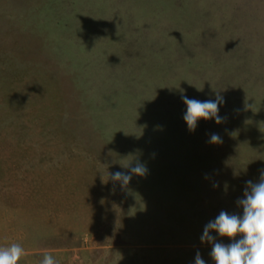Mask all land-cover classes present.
Wrapping results in <instances>:
<instances>
[{
	"label": "rangeland",
	"instance_id": "374dc122",
	"mask_svg": "<svg viewBox=\"0 0 264 264\" xmlns=\"http://www.w3.org/2000/svg\"><path fill=\"white\" fill-rule=\"evenodd\" d=\"M217 94L222 123L190 132L182 96ZM262 173L264 0H0V247L20 264L83 245L67 261L193 264L122 233L191 202L204 220Z\"/></svg>",
	"mask_w": 264,
	"mask_h": 264
},
{
	"label": "clouds",
	"instance_id": "9594fccd",
	"mask_svg": "<svg viewBox=\"0 0 264 264\" xmlns=\"http://www.w3.org/2000/svg\"><path fill=\"white\" fill-rule=\"evenodd\" d=\"M182 100L186 105L183 119L190 132L195 131L200 120H215L217 124L222 123L219 105L224 101L219 94L215 100L200 101L189 99L187 96H182ZM210 142L222 143V140L214 133ZM122 167L129 171L110 174L111 179L121 182L122 186H126L133 175L144 176L147 172L146 166L139 160ZM238 204L243 209L242 216L221 211L205 226L201 241L212 245L210 255L215 264H264V173L261 174L259 182H247L244 197L238 201ZM211 232H216L220 237H226L232 242L229 244L217 242L216 238L210 235ZM237 237L242 238L237 239ZM24 256L25 249L19 243L0 247V264H20ZM40 264H58V262L52 254L45 253ZM195 264H205L199 253L196 255Z\"/></svg>",
	"mask_w": 264,
	"mask_h": 264
},
{
	"label": "trees",
	"instance_id": "16d2710c",
	"mask_svg": "<svg viewBox=\"0 0 264 264\" xmlns=\"http://www.w3.org/2000/svg\"><path fill=\"white\" fill-rule=\"evenodd\" d=\"M259 182V178L257 179ZM222 182V181H221ZM255 183V182H254ZM221 185V183H220ZM246 184H243L244 188L241 189V192H239L238 196H235L231 194L229 195L230 199L227 200L226 202H218L215 206L214 209L216 208L215 213H212V215L208 211L205 210L206 215L204 220L197 216L199 212H202V210H199V206L195 204V202H191L187 205H184L183 211L180 209L179 217H175L177 214H174L173 217H168V216H160L158 221H162L160 225L155 226L156 222H152L153 224L151 225H145L144 220L136 221L135 220V225H133L130 229H126L122 235H123V243H139L141 241H145L148 243H154V245L157 244H163L165 245L164 248L168 249L167 251L171 252H186L187 259L190 261V259H195L196 256H189L190 252H195L199 253L201 258L206 262L205 264H215L214 260L212 259L210 253L212 250V245L208 242H202L201 237L203 235V231L205 226L210 222L213 221L221 211H226L229 214H238L242 216L243 214V209L242 207L238 204V197L243 198L244 196V191L247 187ZM163 186V185H161ZM164 187V186H163ZM219 188H217L218 192ZM215 196V195H214ZM217 202V201H216ZM189 207V208H188ZM160 210L162 211L161 214L164 212L163 206L159 207ZM188 208V209H187ZM207 208L210 210L212 206H207ZM213 209V210H214ZM213 210L211 212H213ZM167 211V209H166ZM175 217V219H173ZM133 218V217H131ZM129 218V220H131ZM165 219V220H164ZM173 219V222L171 223L170 220ZM159 222V223H160ZM210 235L216 238L217 242L224 243V244H229L232 241H230L226 237H220L216 232H211ZM242 237H237V239H240ZM171 244L173 247L180 246L178 248H171ZM188 245H191L190 247ZM173 250H169V249ZM210 248V249H209ZM178 249V250H177ZM134 249L130 248L126 250V252H132ZM125 252V251H123ZM131 257H135L134 255H129ZM149 256V255H147ZM128 257V263L126 264H144L148 263L147 259H140L137 260V258H131ZM166 260L165 264H174L175 258L171 259L172 256ZM212 259V260H210ZM141 260V262H139ZM149 264V263H148ZM195 264V263H193Z\"/></svg>",
	"mask_w": 264,
	"mask_h": 264
},
{
	"label": "crops",
	"instance_id": "0c3cea01",
	"mask_svg": "<svg viewBox=\"0 0 264 264\" xmlns=\"http://www.w3.org/2000/svg\"><path fill=\"white\" fill-rule=\"evenodd\" d=\"M133 225H130V227L128 228V229H130L131 227H132ZM86 243V242H85ZM125 244V243H124ZM127 245H122V248L121 249H119V250H122V251H125V250H127V249H130V247H134V246H136V244L135 243H126ZM86 246V245H85ZM85 247H84V245L80 248V247H77V248H74V247H70V248H62V249H58L57 251L56 250H53L52 252H53V254H55V253H57L58 251H62V254L61 255H59L60 256V262L59 261H57L58 262V264H72V263H70L69 261H67L68 260V258L70 259V255H72V254H74L75 256H77V257H82L83 256V263H85ZM90 254V253H89ZM88 256H90V255H88ZM86 263H88V264H90L91 263V261H90V258H89V260L86 262Z\"/></svg>",
	"mask_w": 264,
	"mask_h": 264
}]
</instances>
